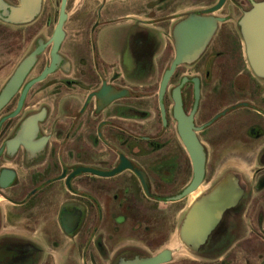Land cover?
Listing matches in <instances>:
<instances>
[{
    "label": "flooded vegetation",
    "instance_id": "1",
    "mask_svg": "<svg viewBox=\"0 0 264 264\" xmlns=\"http://www.w3.org/2000/svg\"><path fill=\"white\" fill-rule=\"evenodd\" d=\"M82 1L66 0L55 46L60 0L57 10L40 0L20 21L9 20L20 0H0V264H127L163 250L171 255L161 264H264V78L249 66L239 25L262 0L215 10L218 0H131L121 13L107 0ZM190 15L216 26H189L175 41ZM120 26L143 33L147 50L159 45L142 83L129 81L121 53L109 60L110 30ZM197 40L201 52L163 84L177 46ZM177 103L204 153L202 180L186 194L193 170ZM218 189L219 219L204 205L208 218L197 221L216 224L185 243L183 221Z\"/></svg>",
    "mask_w": 264,
    "mask_h": 264
},
{
    "label": "water",
    "instance_id": "2",
    "mask_svg": "<svg viewBox=\"0 0 264 264\" xmlns=\"http://www.w3.org/2000/svg\"><path fill=\"white\" fill-rule=\"evenodd\" d=\"M223 0H218L216 6L212 9L215 10L220 7ZM40 0H20V7L13 9L9 15V20L20 21L29 18L32 14H35L39 9ZM65 6L66 0H60L59 14L57 16V22L55 30L52 35L55 46L63 33V22L65 20ZM204 20V21H203ZM215 18L200 19V17L190 15L184 21H180L174 28L175 41L180 40L181 37L189 26H202L208 28V33L212 32L216 26ZM242 34L243 43L246 51V58L249 63L254 76L264 78V0L257 3L252 2L251 7L243 14L239 22ZM207 33V35H208ZM198 41V40H197ZM202 41H198V46L190 49H185L177 46V52L175 58L171 63L169 70L165 73L163 84L166 82L171 73H173L177 64L181 63L186 58L193 57L201 52ZM40 49L30 52L20 63L18 69H16L11 82L21 81L26 71L33 65L36 55ZM54 65L45 69L37 80L42 79L49 71L53 70ZM175 117L178 120V134L181 138L185 150L187 151L190 160L192 162L193 180L192 183L184 191V194L192 192L200 184L203 175L204 166V153L202 151L201 144L196 140L195 134L192 131L191 118L182 114L179 104L175 107ZM113 173V172H111ZM109 173V174H111ZM221 189L214 191L204 202H198L194 204L186 221H183L181 227V240H184L187 244H196L198 241L203 240L209 230L216 224L213 222H197L199 219L208 218L206 215H202V210L205 206H210L213 210L212 219L217 221L220 217L221 210L224 209L226 200L222 202L215 201L214 198L220 194ZM217 206H216V205ZM210 212V210H208ZM171 255L170 250H163L161 253L144 260L135 259L127 264H161L166 262Z\"/></svg>",
    "mask_w": 264,
    "mask_h": 264
},
{
    "label": "rangeland",
    "instance_id": "3",
    "mask_svg": "<svg viewBox=\"0 0 264 264\" xmlns=\"http://www.w3.org/2000/svg\"><path fill=\"white\" fill-rule=\"evenodd\" d=\"M56 4V10L58 9V0H52ZM73 1L74 5H78L79 3L83 2L82 0H71ZM106 4L107 8H116L121 12L124 11L125 7L128 8L131 0H107ZM143 33L134 32L131 29L123 27H113L110 30V36L112 41V48H111V57L109 60L115 55L122 54L121 62L125 66L127 73L129 74V81L132 84L142 83L139 75L142 74L143 78L148 77V73L151 72L152 68V56L158 53L159 45L152 44L151 40V49L147 50L148 46L144 43L142 36ZM152 39V35L150 36ZM143 49V52H142ZM143 67V72H140L138 69L139 67ZM115 68L114 65H112ZM140 72V73H139ZM255 216V214H254ZM250 222V216L247 218ZM256 221V220H253ZM264 222V218L262 220ZM264 225V223H263ZM175 242H173L174 244ZM176 245V243H175ZM186 256V255H185ZM182 254H178L175 256V260L180 259V257H185ZM188 257V256H187ZM190 259V258H186Z\"/></svg>",
    "mask_w": 264,
    "mask_h": 264
}]
</instances>
